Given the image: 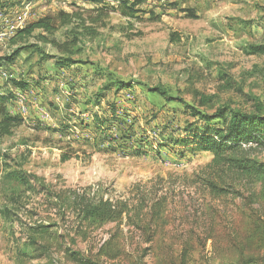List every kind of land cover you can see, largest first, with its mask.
Instances as JSON below:
<instances>
[{"label":"rangeland","instance_id":"374dc122","mask_svg":"<svg viewBox=\"0 0 264 264\" xmlns=\"http://www.w3.org/2000/svg\"><path fill=\"white\" fill-rule=\"evenodd\" d=\"M134 1L136 15H123ZM79 8L103 16L97 36L62 26L48 41L40 30L10 41L31 21ZM76 33L72 53L53 43H72ZM263 41L264 0H0V56L21 50L0 61V94L25 118L0 141V264H78L70 251L93 264H182L184 243V264H264V229L256 228L264 182L253 183L257 198L215 197L195 175L213 154L176 144L189 122L206 124L180 101L196 106V90L213 96L200 107L209 113L264 105V55L245 52ZM68 57L77 63L60 73L57 60ZM118 80L133 86L117 88ZM249 153L264 161V146ZM99 198L125 202L129 214L81 226L79 203ZM155 200L166 201L164 215L148 226Z\"/></svg>","mask_w":264,"mask_h":264},{"label":"trees","instance_id":"16d2710c","mask_svg":"<svg viewBox=\"0 0 264 264\" xmlns=\"http://www.w3.org/2000/svg\"><path fill=\"white\" fill-rule=\"evenodd\" d=\"M134 1L123 15L133 17L138 10ZM102 13L106 10L105 7L98 8ZM106 15V14H105ZM103 16L87 17L81 8L74 10L72 13L60 10L54 14H48L37 20L27 23L20 28L10 41L13 44L27 42L33 37L36 31H42L38 36L44 41H48L47 35H53L62 26H72V32L77 29H82L81 35L95 37L98 35V25L103 21ZM103 25V24H101ZM77 28V29H76ZM78 35L74 36L75 40L72 43L57 44L65 51L71 52V46L78 44ZM175 40H178L176 38ZM77 41V42H76ZM245 52L249 55H264V41L262 43H252L245 46ZM21 53L20 49L15 50L9 56H0V61L13 62ZM72 53V52H71ZM54 57V56H47ZM77 63L72 58H62L57 60L59 65H71ZM229 83V81H228ZM227 83V84H228ZM119 87H132L133 84L124 80L116 82ZM113 87L108 85L106 88ZM150 91L158 92L167 97L168 100H174L168 95L164 87L149 88ZM197 97V105H188L185 100L180 101L187 108L191 109L192 116L199 120H204L206 124L200 126L197 121L189 122L184 128L185 136L176 141V144L185 145L192 153L210 152L213 154V159L204 169L195 174L202 184L209 189L211 194L220 198L221 196H243L245 191H250L253 197L259 196L257 188L254 187V182H264V161L258 160L250 156L249 151L254 146H264V105L262 102H255L251 109L235 108L231 105H222L214 108L212 113L201 110L200 107H209L213 103V96L203 94L196 90L194 92ZM12 96L8 94H0V141L3 137L12 135L13 130L21 126L25 122L24 115L13 114L8 110L7 104L12 101ZM220 119L223 122L222 126L211 125L210 122ZM263 191V190H261ZM254 202L258 203L257 199ZM165 200H155L151 207L150 219L145 222L146 225L152 226L158 224L164 215ZM129 214L128 205L121 202H113L110 199H86L79 203L77 216L81 226L85 223H106L114 222L123 218L124 213ZM129 220H133L129 215ZM145 220L138 215L137 222L142 224ZM256 228L264 229V217L258 216L256 219ZM135 224V222H134ZM130 225V224H129ZM45 227V226H41ZM41 235H45L44 229ZM35 244L33 240L27 242V245ZM112 244V241H107L106 245ZM21 251L22 255H26L25 248ZM191 243H184L183 251L180 255L181 263H186L190 255ZM73 261L78 264H93L92 260L85 257L82 251H70ZM27 257H32L27 249ZM55 264V263H54ZM95 264V263H94Z\"/></svg>","mask_w":264,"mask_h":264},{"label":"crops","instance_id":"0c3cea01","mask_svg":"<svg viewBox=\"0 0 264 264\" xmlns=\"http://www.w3.org/2000/svg\"><path fill=\"white\" fill-rule=\"evenodd\" d=\"M65 70V67L64 66H62V67H59V69H57V71H59L60 73H62V71H64ZM31 102L32 103H34V107H37V110H36V114L38 115V116H43V117H46L47 119H48V114H47V112H45L44 110H38L39 109V104H38V102H36V101H33V100H31ZM30 106H29V111H28V113L27 114H29L30 113Z\"/></svg>","mask_w":264,"mask_h":264},{"label":"built area","instance_id":"2783aa9c","mask_svg":"<svg viewBox=\"0 0 264 264\" xmlns=\"http://www.w3.org/2000/svg\"><path fill=\"white\" fill-rule=\"evenodd\" d=\"M26 18H27V13H25V18H24V19L26 20ZM21 22H22V21H21ZM6 34H7V33H6Z\"/></svg>","mask_w":264,"mask_h":264},{"label":"bare ground","instance_id":"6f19581e","mask_svg":"<svg viewBox=\"0 0 264 264\" xmlns=\"http://www.w3.org/2000/svg\"><path fill=\"white\" fill-rule=\"evenodd\" d=\"M14 28H12L11 30H13Z\"/></svg>","mask_w":264,"mask_h":264}]
</instances>
